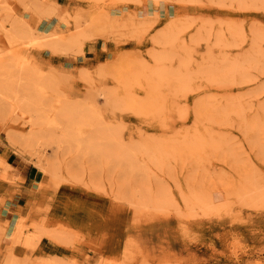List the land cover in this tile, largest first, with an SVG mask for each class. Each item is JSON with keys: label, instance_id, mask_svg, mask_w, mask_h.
<instances>
[{"label": "rangeland", "instance_id": "374dc122", "mask_svg": "<svg viewBox=\"0 0 264 264\" xmlns=\"http://www.w3.org/2000/svg\"><path fill=\"white\" fill-rule=\"evenodd\" d=\"M28 1L18 0L24 10L18 14L13 0H0V85L24 77L2 72L22 57L28 68L57 71L67 88L64 95L41 94L40 105L39 96L28 98L26 86L16 96L0 89V196L22 208L21 214L0 217L1 250L12 246L19 220L25 236L35 235L41 212L38 223L49 225L52 235L36 239L33 251L21 249L33 264H264V116L241 117V125L231 129L217 127L214 134L226 136L229 146L219 145V159L203 149L207 169L184 172L169 149L176 136L207 129L205 106L225 90L264 104V72L255 69L253 57L255 36L264 49V0H187L172 3L175 14L167 16L148 11L165 1L156 6L152 0H81L77 28L71 1ZM28 11L38 14V31L44 12L58 16L54 31L62 38L56 46L9 31L17 18L30 25ZM151 15L159 16L158 24L144 32L142 42L121 29L130 18L136 23ZM167 26L177 34L159 66L154 37ZM221 34L228 44L216 39ZM117 55L122 67L99 68ZM219 59L234 61L242 77L250 78L230 83L218 77ZM183 62L187 78L178 88L171 80ZM138 66L153 70L154 79L129 81V95L139 102L134 109L121 99V80ZM34 106L56 120L46 118L44 135L27 142ZM73 121L87 123L75 145L63 137ZM15 162L33 166L29 190L8 174Z\"/></svg>", "mask_w": 264, "mask_h": 264}, {"label": "bare ground", "instance_id": "6f19581e", "mask_svg": "<svg viewBox=\"0 0 264 264\" xmlns=\"http://www.w3.org/2000/svg\"><path fill=\"white\" fill-rule=\"evenodd\" d=\"M73 4H76L75 14H74V24L75 27L80 26L81 22V11L77 10L79 6V2L81 0H69ZM140 4L145 0H137ZM155 5L161 1L171 2V3H183L187 0H152ZM158 15H151V16H143L138 21H133V18L129 19V21L125 22L121 25V29L131 33L134 35L135 39L139 42H142V36L145 31L155 29L157 26ZM69 20V18H67ZM177 23L181 21V19L176 20ZM218 25L215 27L217 28ZM215 30V29H214ZM234 30V29H233ZM13 33H29L30 35L35 36L36 43L47 41L48 44L57 45L58 42L61 40L62 35L57 34L56 31H51L47 34H44L40 30H36L35 26H31L25 24L21 19H16L12 22L10 30ZM216 31V30H215ZM217 31H220L219 29ZM36 33V34H35ZM177 34L174 28L171 26H167L154 37L155 47L157 48L158 52L154 53L155 55V62L159 64L162 63V59L164 54L170 51L172 46V37ZM217 40H219L220 44H228V36L221 34L219 36H215ZM254 43V52L253 57L256 60L254 64L255 69L260 72H264V49L262 48L261 38L257 36L253 39ZM15 51V55L18 53ZM180 52V51H179ZM160 53V54H158ZM218 53V52H217ZM157 55V56H156ZM180 55V53H179ZM218 55V54H217ZM185 59V56H184ZM219 61L223 62L224 59H219ZM235 62L232 61L231 63L223 62L218 73L220 74L218 77L223 78L224 80L233 83L234 80H240V82L244 81L245 79L250 78V75L247 77H242L241 69L237 66H233ZM124 64V60L121 56H116L115 60L109 62L105 65L100 66L99 68L102 69H115L117 67H122ZM27 66V61L23 60L22 57L17 58V63L13 64L10 67H6L2 70L4 74H13V72H19L24 74V77L10 79L9 82L4 83V85H0V89L5 92H14L16 96V90L23 85L26 86V91L28 92L30 97L35 95L39 96L36 102L38 105L44 104V96H40L41 94L44 95H59L65 94L66 86L62 83L60 74L57 71H50L49 74H45V70L40 65ZM1 71V70H0ZM153 70H149L146 67L138 66L135 69H129L125 72V77H122L121 80V91H122V101L129 105L131 108H138L139 102L132 98L129 95V84L134 81L144 80L147 81V84L152 83L154 76ZM188 68L186 63L183 62L180 68V74L177 78L171 80L172 84L177 85L178 88H183L184 79L187 78ZM222 73V74H221ZM49 75V77H47ZM238 75V76H236ZM49 78V79H48ZM25 80V82H24ZM131 81V82H129ZM168 81V78L163 76L162 82ZM2 87V88H1ZM27 98V99H28ZM57 107H52L55 111ZM34 110H36V121L33 123L34 129L29 133V135L25 138V141L30 142L32 140L36 141L39 140L40 137L44 135L42 131V127L44 125V120L47 118L49 119L50 123L55 124V116H49L46 114V111L42 108V106H34ZM205 111L208 114L207 118V129L200 134H184L178 135L175 138L173 144L169 147V149L173 152L176 161L181 165L183 171L186 169V172L190 170H200L207 169L209 165H206V158L202 155V151L204 148H207L209 156L219 159L217 154V150L219 145L225 144L229 146V140L225 137L220 136L218 133L214 134V130L217 127H225L231 129L232 127L240 126L241 123L239 119L244 116H264V104H256L254 100V96L249 94H242V95H233L230 93L229 89L225 90L223 93L222 98L219 99H210L206 106ZM79 123V122H78ZM77 122H72L69 128L65 129L64 138H69V144H77V139L80 138L85 130L87 123L85 121H81L79 124ZM250 124H255L254 120L249 121ZM227 142V143H226ZM70 147V145H68ZM80 147V145H76ZM88 150L92 151L91 147H87ZM39 167L44 171L45 174H50L51 171L49 168L45 167L44 165H39ZM201 173L198 175L200 176ZM197 175V177H198ZM201 177H205L202 175ZM244 188L247 190L251 189L250 184L244 183ZM246 190V191H247ZM41 213V212H40ZM36 217L35 227L38 228L37 232L33 236H25L24 234V225L21 220L18 221L17 226L11 236V244L12 246L6 250L2 251V238L0 236V264H33L32 260L29 256L21 255V249H30L33 251L36 249L37 243L35 242L36 239L41 238L49 233L52 235V231L49 225H44L38 223L39 215Z\"/></svg>", "mask_w": 264, "mask_h": 264}, {"label": "crops", "instance_id": "0c3cea01", "mask_svg": "<svg viewBox=\"0 0 264 264\" xmlns=\"http://www.w3.org/2000/svg\"><path fill=\"white\" fill-rule=\"evenodd\" d=\"M58 1V6L61 8H64V5L61 4ZM30 2L27 0V4ZM13 7L15 8L16 13L18 14H23L24 10L23 8L19 5L18 0H13ZM36 8L35 10L40 8V6H34ZM149 13H158L163 16L167 15H173L175 14L176 11V5L168 2H161L159 4L158 10L154 8V6L149 7ZM37 13L35 11H28L26 12V17H27V22L31 25L34 26L38 23V17ZM61 23L59 20L58 16L56 14H52L50 12H44V17L41 19L39 22L38 28L41 32L44 34H47L51 31H54L58 25ZM89 49L91 50V45H89ZM8 174L16 175L20 180H19V185L24 189V190H29L34 184H35V173L33 171V166L29 165L26 166L23 163L15 162L11 168H9ZM2 188V187H0ZM0 207L3 210H0V217L8 214L16 215V214H21L22 213V208L17 206L15 203L11 202L8 198H4L3 196H0ZM42 215V213H41Z\"/></svg>", "mask_w": 264, "mask_h": 264}]
</instances>
